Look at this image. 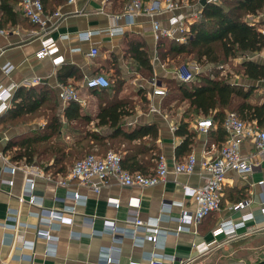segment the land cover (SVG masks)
Listing matches in <instances>:
<instances>
[{"label":"crops","instance_id":"crops-1","mask_svg":"<svg viewBox=\"0 0 264 264\" xmlns=\"http://www.w3.org/2000/svg\"><path fill=\"white\" fill-rule=\"evenodd\" d=\"M127 1H54L52 6L45 7V11L49 14L59 11V15H51L45 31L27 20L23 14L16 23L0 17V85L12 92L10 104L16 89L24 85V79L39 76L42 78L41 82L56 92L55 85L61 81L58 73H65L62 82L73 84L85 100L81 103L82 112L95 115L99 103L98 94L89 91L84 85L86 77L103 73L113 80L120 74L125 83L148 84L150 77L143 76L137 70V61L132 54V48L136 46H145L150 52L154 74H172V67H158L156 64V43L147 16L136 14L131 23H126L123 17L113 16L122 10ZM19 8L18 2L14 9L19 11ZM166 17V13L158 15L161 23H165ZM245 18L252 22L263 19L264 8L258 15L247 14ZM117 26H122L123 32L110 34L107 31L108 28ZM88 30L93 31L88 38L78 37V33ZM48 37L53 38L57 46L54 56L63 57L58 63H53L52 56H35V51L40 47V39ZM92 46L98 48L96 56L89 54ZM247 57L264 62V48L249 52ZM5 65L11 66L7 72L4 71ZM243 79L239 80L243 82ZM257 81L264 82L249 79L246 83H256L264 89V85ZM124 88L128 89L127 86ZM150 91L148 85V107L143 109L137 102L132 113L126 115L124 120L127 124L155 121L159 128L157 147L171 164L176 159L175 147L182 137L174 134L171 126L175 120L161 108L162 97L152 95ZM58 102L56 111L60 113L67 102L62 103L59 99ZM7 108L0 110V153L4 152L6 142L11 137L32 128H40L46 121V116L41 113L39 116L32 115L28 121L1 119ZM16 121L19 123H15ZM194 122L195 119L190 123L191 128H194ZM62 123L64 126L61 133L53 139L70 146L74 143L76 134L69 131L68 120L63 118ZM89 125L94 127L93 121ZM218 145L208 130H197L189 151L197 157L193 172L169 171L164 181L150 186L121 185L112 179L109 185L98 192L76 179H69L65 184L60 183L70 166L66 173H62L54 171L52 167L45 168V165L51 164V159L43 163H28L38 164L49 174V177H34L33 193L42 198V207L30 204L26 199L19 200L18 197L23 193L25 174L21 169H17L13 174L4 170L8 162L0 155V264H130L132 260L138 262L136 264H149L153 255L161 256L164 264H192L213 249L215 243L226 242L222 233H214L221 221L238 220L241 214L251 211L253 217L245 222L246 226L238 228L237 233L262 225L260 199L264 195V157L258 155L253 172H226L218 210L201 223L180 218L184 213L191 215L195 209L193 198L190 193L184 191V186H196L204 180L206 171L199 161L204 157H213ZM239 146L244 155L255 151L254 139L251 136H245ZM5 155L8 157L6 153ZM10 161L27 163L24 160ZM7 178L13 179L12 185L1 181ZM260 179L263 180L261 184L258 183ZM70 191L84 195L83 199L73 198ZM240 192H245L244 198L252 202L245 207L234 208L233 205L239 201L236 197ZM40 207L46 208L47 211H63L64 216L70 217V221L46 214L45 216L49 215L50 218L49 222L45 223L34 214L40 211ZM69 208L73 210L69 211ZM130 215H137L143 224L151 225L154 222L160 231L158 241L153 242L145 238L146 230L143 226L128 224L126 219ZM210 220H213L212 225ZM19 221L24 224L13 227V224ZM110 223L114 224L115 230L110 229ZM181 223L186 228L177 231L176 228ZM37 229H47L50 234L56 235L57 239L48 240L38 233ZM23 241L32 243V247L22 246ZM201 246L208 248L202 251ZM107 256H111L110 262L105 261Z\"/></svg>","mask_w":264,"mask_h":264},{"label":"trees","instance_id":"trees-1","mask_svg":"<svg viewBox=\"0 0 264 264\" xmlns=\"http://www.w3.org/2000/svg\"><path fill=\"white\" fill-rule=\"evenodd\" d=\"M54 1L64 0H41L44 8L52 6ZM18 2L20 0H0V17L11 23L18 22L23 14L21 6L19 11L14 9ZM263 8L264 0L205 1L201 5V16L189 23L191 35L186 41L165 37L157 40L155 56L158 67H176L188 63L189 59L202 65L212 64V68L198 72L188 81L177 80L167 72L156 75L167 90L161 99L163 111L184 105L181 114L173 118L176 125L174 134L182 137L175 147L176 159L185 157L191 150L197 129L191 128L190 123L198 115L211 116L213 124L208 131L213 141L219 144L218 147L227 137L224 127L227 111H235L243 120L255 121L260 126L264 124V94L258 93L254 84H241L233 80L230 73H222L218 68L225 61L232 62L234 58L243 56L237 64H231L237 73L253 81L264 80V62L245 56L248 52L264 48V31L260 28L264 25V18L253 22L245 18L247 14L256 15ZM132 49L137 70L147 78L152 77L154 72L150 52L145 46ZM189 55L190 58L186 60ZM63 75L66 74L58 73L61 81L65 79ZM148 85L125 83L119 74L110 80L107 87L88 88L98 94L95 115L82 112L81 102L77 100H69L57 113L59 98H56L57 93L52 87L44 82L20 85L1 119H25L22 117L34 115L42 109L41 114L46 116V121L40 128L11 137L3 153L10 160H24L27 163H43L51 159V164L45 165V168L52 167L54 171L66 173L73 162L88 154L87 151L103 154L113 146L122 153L123 167L146 174L152 172L160 153L156 143L159 135L157 123L127 124L124 120L126 115L132 113L137 102L143 109L148 107ZM124 86L128 89L125 90ZM63 118L69 122V131L76 134L70 146L53 139L62 131ZM92 121L96 129L89 125ZM245 196V192H240L236 199L240 201V197L245 199ZM212 213L214 211L204 216L200 223ZM212 223L213 220H210V225Z\"/></svg>","mask_w":264,"mask_h":264},{"label":"built area","instance_id":"built-area-1","mask_svg":"<svg viewBox=\"0 0 264 264\" xmlns=\"http://www.w3.org/2000/svg\"><path fill=\"white\" fill-rule=\"evenodd\" d=\"M109 1V0H107ZM217 1V0H206ZM23 14L30 20V22L40 27L42 31L48 26L51 15H59V11L52 14L46 13L41 0H20L19 2ZM201 0H128L122 10L113 14L116 17H123L126 23H131L136 14H143L150 19V27L153 33L155 43L161 37L174 39L176 41H186L191 35L189 23L198 19L201 16ZM167 14L165 23H161L158 15ZM258 15V13H257ZM262 15V14H261ZM110 34L123 32L122 26L110 27L107 29ZM264 31V29H262ZM93 31L88 30L78 33L79 38H88ZM30 34V33H29ZM57 51V46L53 38L40 39V47L35 51V56L38 58L45 55L52 56L53 63H58L62 60L61 55L54 56ZM156 51V47L154 52ZM89 54L96 56L98 48L96 46L90 47ZM11 66L5 65L4 71L7 72ZM177 80L188 81L194 76L204 70V66L195 60H191L186 64H181L170 69ZM42 78L33 76L24 79V85H30L41 82ZM110 79L103 73H96L85 78L84 85L87 88H104L109 86ZM148 84L152 95L163 97L166 94V87L154 74L148 78ZM57 97L62 103L69 100H77L84 103L85 100L81 96L79 90L71 83L58 81L55 85ZM12 92L0 85V110L9 107L10 96ZM211 116H200L195 118L194 128L198 131L205 132L212 126ZM176 125L172 124L171 128L175 129ZM224 127L227 132L226 139L217 147L216 154L211 157L202 158L199 163L205 169L204 180L196 186H184V191L191 194L195 203V209L191 215L184 213L180 218L184 221L192 219L195 223H199L204 216L212 211L220 208V193L224 185L226 172L234 170L241 174L251 173L255 170L257 165V155L264 157V124L258 125L255 121H246L240 118L235 111H227L224 118ZM245 136H251L254 139L255 151L249 155H244L240 151L239 143ZM1 157L5 159L8 164L4 166V170L11 174L15 173L17 169H21L24 174V188L23 193L18 198L20 201L26 199L30 204L39 205L42 207V198L33 193L35 187L34 177L45 176L49 174L43 170L38 164L28 163H11L4 153H0ZM122 153L109 149L103 154L88 153L80 159L73 162L69 167L65 178L59 182L65 184L69 179H76L80 183L86 185L89 189L98 192L101 188L109 185L110 181L114 179L121 185H139L150 186L158 182L164 181L168 172L173 173L194 171L197 164V157L194 153H188L181 159H174L169 164L167 158L159 153L156 157V165L152 172L143 173L139 170L130 171L123 167ZM3 183L8 185L13 184L12 178L1 179ZM258 183H263V180H258ZM73 198L83 199L84 195L76 191H70ZM252 201L250 199H242L233 205L234 208L245 207ZM117 204V203H115ZM40 211L34 213L39 219L45 223L49 222V215L63 220H69L70 217L64 216L63 211L50 210L41 208ZM73 210L69 208V211ZM260 211L262 215V225L264 226V195L260 199ZM9 213L14 211H8ZM46 214H49L45 216ZM10 215V214H9ZM59 215V216H58ZM253 217L251 211L240 215L238 220L226 219L219 223L214 229V233H235L240 227L246 226V221ZM126 222L136 226H143L146 230L145 238L158 241L160 235L159 228L154 225L143 224L137 215H130ZM19 221L13 224V227L22 225ZM186 228L184 224H179L177 231ZM110 229L115 230L114 224L110 223ZM38 233L43 234L46 239H57L56 235L50 234L47 229H37ZM102 232V231H101ZM120 240V238H116ZM30 242H22V246H30ZM32 247V246H30ZM116 247V246H113ZM117 248V247H116ZM207 246H201V250L207 249ZM111 256L105 258L106 262H110ZM138 262L131 261L130 264ZM149 264H164L161 256L153 255L149 259Z\"/></svg>","mask_w":264,"mask_h":264},{"label":"rangeland","instance_id":"rangeland-1","mask_svg":"<svg viewBox=\"0 0 264 264\" xmlns=\"http://www.w3.org/2000/svg\"><path fill=\"white\" fill-rule=\"evenodd\" d=\"M260 28L264 29V27L262 26H260ZM247 54L245 56H247ZM190 56L191 55H189L186 60L190 58ZM241 57L243 56H238L234 58L232 62L230 60L225 61L222 64H219L220 67L218 68L221 69L222 73H230L233 80L238 81L241 84L248 85L246 83V80L249 79L237 73L235 68L231 65L237 64ZM189 61H191V59H189ZM203 66L205 69L212 68L211 63H205L203 64ZM242 78H244L243 82L239 80ZM257 82L262 83L264 85V82ZM254 85L257 86L256 91L263 95L264 89L261 87V85L256 83H254ZM183 106V104H179L177 107H174L173 109L165 112L171 118H174L181 114ZM40 113H42V109H39L34 114L39 116ZM200 116L201 115H198V117ZM24 117L25 120L28 121L29 118L33 116L31 114L23 116L22 118ZM15 123H19V121H16ZM109 149L115 150L113 146L107 148V150ZM89 152L92 151H87L86 153ZM222 237L224 241H226L225 243H215V245H213V249L209 248L210 251L208 253H205L201 257L197 258L195 261L192 262V264H253L259 260L264 259V226H253L243 232L238 231V233L237 231L235 233H222ZM229 238H231V240Z\"/></svg>","mask_w":264,"mask_h":264},{"label":"water","instance_id":"water-1","mask_svg":"<svg viewBox=\"0 0 264 264\" xmlns=\"http://www.w3.org/2000/svg\"><path fill=\"white\" fill-rule=\"evenodd\" d=\"M205 1H206V0H201V3H204ZM253 264H264V259L259 260V261L255 262V263H253Z\"/></svg>","mask_w":264,"mask_h":264}]
</instances>
